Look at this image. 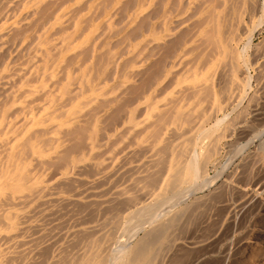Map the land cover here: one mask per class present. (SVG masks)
Here are the masks:
<instances>
[{
	"label": "rangeland",
	"instance_id": "374dc122",
	"mask_svg": "<svg viewBox=\"0 0 264 264\" xmlns=\"http://www.w3.org/2000/svg\"><path fill=\"white\" fill-rule=\"evenodd\" d=\"M0 264H264V0H0Z\"/></svg>",
	"mask_w": 264,
	"mask_h": 264
},
{
	"label": "bare ground",
	"instance_id": "6f19581e",
	"mask_svg": "<svg viewBox=\"0 0 264 264\" xmlns=\"http://www.w3.org/2000/svg\"><path fill=\"white\" fill-rule=\"evenodd\" d=\"M259 135H260V134H259ZM193 165H194V164H193ZM193 165H192V166H193ZM189 169H190V170L186 173V174H188V175H187V176L185 175L186 178L189 177V175H191V174L194 173V169H191L190 167H189ZM215 178H216V177H215ZM215 178H214V179H215ZM190 179H191V178H190ZM149 219H150V218H149ZM155 239H156V238H155ZM91 244H92V243H91ZM141 250H142V249H141ZM141 250L139 251L140 254H142ZM91 255H92V254H91ZM147 255H148V254H147ZM242 255H243V254H242ZM136 256H137V255H136ZM258 256H259V255H258ZM138 257H139V255H138ZM248 258H249V257H248ZM81 260H82V259H81ZM139 263H140V262H139Z\"/></svg>",
	"mask_w": 264,
	"mask_h": 264
}]
</instances>
